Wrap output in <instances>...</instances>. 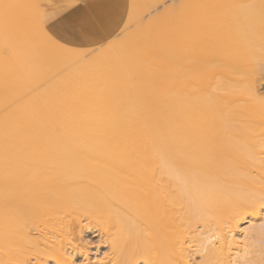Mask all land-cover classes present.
<instances>
[{
    "label": "bare ground",
    "instance_id": "6f19581e",
    "mask_svg": "<svg viewBox=\"0 0 264 264\" xmlns=\"http://www.w3.org/2000/svg\"><path fill=\"white\" fill-rule=\"evenodd\" d=\"M42 1L0 0V264H264V0Z\"/></svg>",
    "mask_w": 264,
    "mask_h": 264
},
{
    "label": "rangeland",
    "instance_id": "374dc122",
    "mask_svg": "<svg viewBox=\"0 0 264 264\" xmlns=\"http://www.w3.org/2000/svg\"><path fill=\"white\" fill-rule=\"evenodd\" d=\"M71 1L72 0H43L41 2L42 15L45 17V23L49 29L55 30L61 24L71 23V14L77 11H90L96 9L101 0H75L72 1L73 3ZM114 33H117V31L114 30ZM107 39L108 38H104L94 41L86 47L95 48L100 44L103 45L108 41ZM261 80V82H264V76ZM90 231H92V228ZM85 234H87L85 244L89 250V254L98 253L102 255L107 251L106 243L99 233L87 231Z\"/></svg>",
    "mask_w": 264,
    "mask_h": 264
},
{
    "label": "snow or ice",
    "instance_id": "6c2138e0",
    "mask_svg": "<svg viewBox=\"0 0 264 264\" xmlns=\"http://www.w3.org/2000/svg\"><path fill=\"white\" fill-rule=\"evenodd\" d=\"M98 6L101 7V8L103 7L102 4H100V5H98ZM86 23H87L88 25H90V26H91L92 28H94V29H100V28H103L104 23H105L104 16H103L102 13H100V14H94L92 18H90V19H88V20L86 21ZM73 27L75 28V27H77V25L74 24ZM87 34H88V33H87V31L85 30V31H84V35H87Z\"/></svg>",
    "mask_w": 264,
    "mask_h": 264
},
{
    "label": "crops",
    "instance_id": "0c3cea01",
    "mask_svg": "<svg viewBox=\"0 0 264 264\" xmlns=\"http://www.w3.org/2000/svg\"><path fill=\"white\" fill-rule=\"evenodd\" d=\"M98 5H99V4H98ZM98 5H97V6H98Z\"/></svg>",
    "mask_w": 264,
    "mask_h": 264
}]
</instances>
